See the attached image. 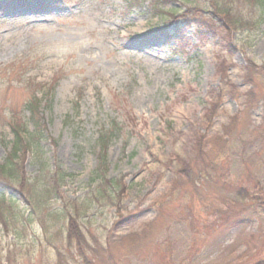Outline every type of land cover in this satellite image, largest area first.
Segmentation results:
<instances>
[{
  "label": "rangeland",
  "instance_id": "1",
  "mask_svg": "<svg viewBox=\"0 0 264 264\" xmlns=\"http://www.w3.org/2000/svg\"><path fill=\"white\" fill-rule=\"evenodd\" d=\"M208 6L0 0V163L14 139L8 121H28L24 105L36 96L51 139L40 158L24 159L27 177L47 165L71 174L62 196L85 207L104 175L100 136L115 128L104 176L123 181L115 204L86 205L80 249L49 208L8 215L0 264L264 262V22L201 32L185 12ZM173 24L181 41L162 30ZM178 158L199 181L178 174ZM21 197L16 212L26 213ZM62 206L52 199V210Z\"/></svg>",
  "mask_w": 264,
  "mask_h": 264
},
{
  "label": "trees",
  "instance_id": "2",
  "mask_svg": "<svg viewBox=\"0 0 264 264\" xmlns=\"http://www.w3.org/2000/svg\"><path fill=\"white\" fill-rule=\"evenodd\" d=\"M208 2L209 6L202 8L200 13L195 10L185 12V16L191 18L192 23L201 32L223 31L227 35H231V33L233 34L238 31L256 29L264 22V0H208ZM254 5L259 6L261 11L253 13L254 15L249 13L245 16L246 13L242 8H250V6ZM173 25L164 26L162 30L169 33L168 35L172 39L181 41L182 33L178 28V24ZM24 109L28 111V121L11 118L7 123L14 139L6 160L0 163V221L7 227L9 221L7 217L10 214L20 219H25L28 214L32 218L33 216L43 214L42 212L49 208L50 210L45 215L58 217V222L62 221L65 224L63 226L67 227V236L70 241L79 248L82 236L78 237L80 228L77 221L87 214L86 205L99 202L101 198L105 203L115 204V199L117 200V197L121 194L119 188L123 187V181L119 178L107 179L104 176L107 169L105 168V151L107 150L109 138L114 135L115 131L113 130L115 128L106 130L100 136L104 153L100 156L98 170L100 173L104 172V175L100 176L101 182L98 184L97 191L92 195L91 199L85 202L86 205L83 207L84 204H80L82 202L79 199L66 200L62 196L61 188L65 184L66 178L71 176V174H67L61 169H57V171L52 170L47 165L44 168V172L38 176L34 178L26 176L23 169L24 159L30 154L34 158H40L41 155L39 153L42 142L48 141L51 138L46 125L40 117V100L36 96L32 97L25 103ZM220 139L224 144L227 143V139L223 136H220ZM202 153L205 155L203 150L201 151V155ZM218 156L219 154L216 151L209 158L208 164L212 168H217ZM178 162L180 164L178 169L180 176H186L191 182L199 181L198 175L193 173L188 174L186 168L183 169L184 166L187 167L183 159L178 158ZM50 182H53L52 185ZM24 189H29L28 196L24 194ZM241 193L238 191L239 195ZM19 197L23 198L27 205L26 213L24 211L22 213L16 212L20 208L18 206L20 202ZM52 199L56 202L62 201L64 206L52 210L50 208ZM258 264H264V262Z\"/></svg>",
  "mask_w": 264,
  "mask_h": 264
}]
</instances>
